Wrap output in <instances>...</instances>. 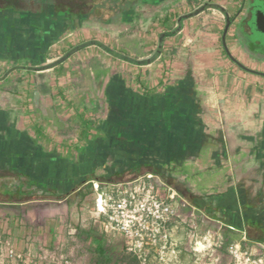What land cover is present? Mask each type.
Returning <instances> with one entry per match:
<instances>
[{
	"label": "crops",
	"instance_id": "obj_1",
	"mask_svg": "<svg viewBox=\"0 0 264 264\" xmlns=\"http://www.w3.org/2000/svg\"><path fill=\"white\" fill-rule=\"evenodd\" d=\"M69 1L73 4L62 6L34 0L30 7L0 9V173L56 191L83 166L96 172L111 157L118 164L133 162L132 169L159 172L166 182L192 180L199 189L209 187L201 179L210 174L200 164L206 147L195 149L199 139L212 135L203 128L190 135V127L199 125L192 113L200 111L195 62L202 56L184 69L170 46L179 42L199 50L214 44L228 15L234 17L228 49L264 72V36H252L248 24L251 4L264 9V0ZM89 41L95 43L74 49ZM225 65L229 72L241 69ZM236 75L228 94L260 91L251 82L238 83L244 76ZM243 103L252 107V101ZM98 107L105 112L95 128L89 116ZM236 121L223 120L230 129L212 139L226 140L239 156L250 157L248 143L255 136L238 133ZM73 122L82 128L71 138ZM258 136L264 142V127ZM178 188L186 196L187 188Z\"/></svg>",
	"mask_w": 264,
	"mask_h": 264
},
{
	"label": "rangeland",
	"instance_id": "obj_2",
	"mask_svg": "<svg viewBox=\"0 0 264 264\" xmlns=\"http://www.w3.org/2000/svg\"><path fill=\"white\" fill-rule=\"evenodd\" d=\"M33 2L24 0L22 8L33 6ZM5 8L0 6V9ZM1 12L0 17L4 11ZM142 30L147 32L148 26ZM220 35L221 31L214 44L200 46L199 50L181 46L179 42L170 46L184 69L188 60L202 56V60L195 62L200 111L192 113L199 119V125L190 127V135L202 132V128L212 135L199 139L195 149L196 152L201 144L206 147L200 164L201 168L209 169L210 174L206 173L201 179L210 186L203 190L196 181L172 179L175 189L187 188L186 196L176 190L184 200L176 198L174 215L161 229L160 237L156 234L152 238L155 240L152 246L132 252L125 249L122 234L105 233L94 221L93 186L87 181L128 180L141 174L144 168L132 169L133 162L118 164L109 157L106 165L97 167L96 172L86 171L89 168L83 166V171L76 174V181L62 183L64 188L56 191L39 189L32 182L0 173V192H8L16 200L8 202L4 201V195L0 196V264H264V242L255 238L260 234L255 228L264 229V142L258 136L264 127V79L236 68L222 47ZM226 44L228 46L227 39ZM240 61L253 69L259 67L243 59ZM227 63L236 68L237 73L224 70ZM218 73L224 75L218 77ZM235 75L244 76L238 83L251 82L260 91L254 89L250 96L245 91L228 94L229 81ZM246 101H252L251 108L243 106ZM104 112L98 107L89 116L94 127L100 125ZM247 117L252 119L251 123H242L241 119ZM227 118L237 119L240 126L232 124L231 129L236 127L238 133L255 136L248 143L253 149L250 157L239 156L226 140L212 139L230 129L224 126L223 120ZM69 127L73 133L71 138L82 128L74 122ZM215 151L219 158L213 160ZM160 170L164 176L169 174ZM23 198L29 199L21 201ZM249 220H254V227L248 226ZM197 242H202L206 248L198 250Z\"/></svg>",
	"mask_w": 264,
	"mask_h": 264
},
{
	"label": "built area",
	"instance_id": "obj_3",
	"mask_svg": "<svg viewBox=\"0 0 264 264\" xmlns=\"http://www.w3.org/2000/svg\"><path fill=\"white\" fill-rule=\"evenodd\" d=\"M87 183L93 186L94 221L105 233L122 234L125 249L132 252L152 246V238L170 223L174 202L184 200L175 187L153 172L128 180L91 179Z\"/></svg>",
	"mask_w": 264,
	"mask_h": 264
},
{
	"label": "water",
	"instance_id": "obj_4",
	"mask_svg": "<svg viewBox=\"0 0 264 264\" xmlns=\"http://www.w3.org/2000/svg\"><path fill=\"white\" fill-rule=\"evenodd\" d=\"M204 6L207 7L208 4H205ZM250 14H251V17L249 19L248 24L251 30V35L252 36H256V35L264 36V9L261 8V6L257 5L255 2H253L250 6ZM233 19L234 17L230 19L228 15L226 16L225 26L223 28L222 35H221V43H222L224 50L226 51L229 58L241 69L247 72L256 74V75L264 76V72L245 66L239 60L233 57L232 54L230 53L228 46L226 44V34H227V31ZM180 20L181 18H179V21ZM178 25H180V23Z\"/></svg>",
	"mask_w": 264,
	"mask_h": 264
},
{
	"label": "trees",
	"instance_id": "obj_5",
	"mask_svg": "<svg viewBox=\"0 0 264 264\" xmlns=\"http://www.w3.org/2000/svg\"><path fill=\"white\" fill-rule=\"evenodd\" d=\"M56 1H59L62 6L73 4V2H70L69 0H56ZM23 4H24V0H0V6H2V7H13L14 9H16V8L18 9V8H22ZM208 6L220 8L219 6H216L213 4H208ZM229 18L231 19L232 17H229ZM171 33H174V32H171ZM171 33H169V34H171ZM169 34H165V35H169ZM91 43H95V42H92V41L85 42L84 44L76 46L74 49H79V48L86 46L88 44H91ZM46 67H49V66H44L42 68H46ZM6 199H7V201H16V200H14V198L12 196H9V197L7 196ZM28 199L29 198H23L21 201H26Z\"/></svg>",
	"mask_w": 264,
	"mask_h": 264
},
{
	"label": "flooded vegetation",
	"instance_id": "obj_6",
	"mask_svg": "<svg viewBox=\"0 0 264 264\" xmlns=\"http://www.w3.org/2000/svg\"><path fill=\"white\" fill-rule=\"evenodd\" d=\"M232 61V60H231ZM233 62V61H232ZM241 62V61H240ZM234 63V62H233ZM242 63V62H241ZM243 64V63H242ZM236 65V64H235ZM237 66V65H236ZM246 66V65H245ZM239 67V66H238ZM145 172H149V171H143L141 174H143V173H145ZM153 173H155V174H157L156 172H153ZM141 174H138V175H141ZM138 175H136V176H138ZM157 175H159V173L157 174ZM160 176V175H159ZM167 183H169L170 185H171V182H167ZM176 186V185H175ZM180 193L182 192V190H180L179 188L177 189ZM182 194V193H181ZM254 229V228H253ZM255 230L256 231H258V232H260V234H257L256 235V239H258L259 241H262V242H264V229H259L258 227L257 228H255Z\"/></svg>",
	"mask_w": 264,
	"mask_h": 264
},
{
	"label": "bare ground",
	"instance_id": "obj_7",
	"mask_svg": "<svg viewBox=\"0 0 264 264\" xmlns=\"http://www.w3.org/2000/svg\"><path fill=\"white\" fill-rule=\"evenodd\" d=\"M196 245L198 250H203L206 248V246L202 242H197Z\"/></svg>",
	"mask_w": 264,
	"mask_h": 264
}]
</instances>
